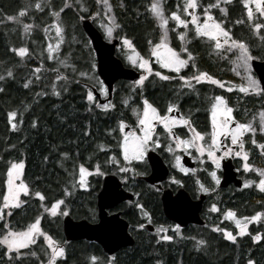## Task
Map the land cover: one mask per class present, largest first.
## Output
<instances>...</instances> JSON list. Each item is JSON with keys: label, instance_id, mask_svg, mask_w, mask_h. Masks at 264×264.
<instances>
[{"label": "trees", "instance_id": "trees-1", "mask_svg": "<svg viewBox=\"0 0 264 264\" xmlns=\"http://www.w3.org/2000/svg\"><path fill=\"white\" fill-rule=\"evenodd\" d=\"M80 1L90 7L89 12H94L93 0ZM150 1L111 0L112 12L119 25L118 32L127 37L142 56L149 53L148 42L154 44L159 37L158 26L147 10ZM40 2L43 11L31 6L36 0H0V75H5L7 70L13 73L12 77L5 76L0 80V202L5 191L7 168L12 162L20 161L24 165L22 180L29 186L30 192L39 191L45 197L41 202L32 195H21L24 203L19 208H13L10 216H5L9 226L17 231L23 230L40 216L42 230L65 249L64 256L57 258L55 264H93L91 257L97 258L94 264H247L249 259L254 264H264V215L258 222L248 224L246 232L236 236L235 242L225 239L222 232L213 230L216 227L236 235V226L225 216L228 210L233 211L237 218L250 217L256 212L264 214V192L254 186L220 190V195L208 197L207 205L216 204L218 210L204 213L203 225L182 228L181 235L171 236L172 239L168 241H160L154 234L135 228L139 219L137 203L164 218L158 194L144 186V190L138 188L134 201L117 207L121 217L129 223L133 246L108 256L96 243L65 241L62 215H49L41 203L50 207L55 200H63L61 208H66L72 219L95 222V201L101 178L90 176L85 190L79 189L75 180L80 165L89 170L96 165L105 167L109 154L116 156V147H111V151L105 147L101 150L100 146L109 143L112 129L118 135L120 118L129 113L132 103L127 107L122 103V98L133 94L134 104L144 97L160 108L172 104L173 100L170 99L172 93L167 91L168 97L160 101L159 82L151 77L143 87H137L134 91H129L127 81H119L111 95L114 107L110 109L103 110L90 104L82 86L83 81H88L73 72L62 73L53 60L47 59L45 52L41 55L38 52L45 46L42 32L53 20L50 11L64 7L65 0ZM69 3L71 7L64 8L60 16L64 28L63 51L69 53L68 62L74 64L78 71L86 70L95 75L93 52L79 19L80 16L88 17L89 13L80 11L73 0H69ZM25 8L27 12L19 17V23L6 20V16H15ZM226 10V29L251 45L253 24L248 21L241 0L228 3ZM23 24L32 25L28 33L24 32ZM170 30L172 32L171 25ZM176 31L181 30L176 28ZM176 31L173 32L176 34ZM22 46L29 50L23 58L12 51ZM187 48L197 55V66L205 68L211 76L222 75L235 80L229 64L223 69L215 60L206 59L205 45L199 39L194 38ZM36 68H40L38 73H34ZM58 75L61 79H57ZM36 76H39L38 80ZM25 82L28 83L27 88L24 87ZM54 88L59 95L54 94ZM227 95L230 102L233 93ZM249 104L252 105V102ZM13 110L18 113L14 119L17 124L15 129L7 117V113ZM259 140L264 144V135L259 134ZM262 164L259 162V166ZM65 189H68V195H65ZM3 223L0 221V235H3ZM257 233L261 239L253 242L252 236ZM198 241L204 243L198 245ZM4 251L0 247V264H47L50 255L42 237H38L36 244L29 248L20 249L24 255L18 259L9 261ZM30 252L36 255L32 256Z\"/></svg>", "mask_w": 264, "mask_h": 264}, {"label": "snow or ice", "instance_id": "snow-or-ice-1", "mask_svg": "<svg viewBox=\"0 0 264 264\" xmlns=\"http://www.w3.org/2000/svg\"><path fill=\"white\" fill-rule=\"evenodd\" d=\"M79 3V0H76ZM225 4L229 2V0H223ZM252 3L255 4L256 11L259 13L261 17H264V0H251ZM96 3L103 4L105 10V19L108 23H102L101 27L104 29L105 35L108 38H111L113 35L114 29L118 28L119 25L115 23L114 17L107 15L108 12L111 11V6L108 3V0H96ZM244 8L247 11L248 21L253 24V31L261 29L264 27L259 22L253 21V11L249 7V0H241ZM37 11H43V6L40 0H36L34 5H31ZM71 7L69 0H65L64 7L59 10H52L50 12L53 17L52 23L50 26H45V39H48L47 33L54 29L55 31V44L49 43L47 45L46 51L48 53L47 59L49 60H58V53L60 51V45L63 43V26L61 23V12H63L64 8ZM202 8L203 11L201 14H197V9ZM218 8L221 13L226 14V8L221 6V0H215L214 3L210 2L206 5H201L199 0H184L182 6V14L180 11V6H177V11H171L167 16L164 13V9L161 4V0H151L150 5L148 6V11L154 17L160 29V37L159 41L155 44L152 41H149L151 56L144 57L140 55V53L136 50L133 43L127 38L122 37L123 46L130 50V54L126 55L127 60L131 63L133 67H137L141 70V74L138 79L134 81V85L142 86L144 81L148 78L149 75H154L155 77H159L161 80H173L179 79L181 81V87H187L189 89L193 88V81L195 83L209 82L214 85H218L219 87H225L224 83L220 80H217L203 71H196L193 75H180L181 70L188 67L191 63V67L196 69V64L193 62V53L186 48L185 42L187 39V32L189 31V24L192 25V29L196 37L199 38H207L208 40L213 42V47L216 49H221L223 45H227V51H232L234 48L238 49L239 55L234 61L236 67H243L246 79V83L239 87V91L245 94H248L250 91L252 93H260L264 92V88L260 87V82L253 78L249 73L250 65L249 61L253 60V56L250 54L248 46L242 42L233 39L230 35V31L225 27H222L223 21H217L212 13L211 9ZM80 11H86L85 7L81 4ZM27 9H21L17 15H9L6 16L7 21H12L19 23V17H22L26 14ZM201 15L203 16V20L201 21ZM92 16H99V12L92 13ZM185 17H190L186 19ZM88 17L80 16L79 19L83 20ZM169 18L173 20L176 24V27H182L184 31L178 33V39L181 40L180 52L178 53L172 47L169 46L168 40V21ZM241 21H237L239 23ZM32 25L23 24V29L25 33H28ZM172 31H176L175 28ZM15 54L21 58L25 56V54L29 51L26 47H19L12 49ZM57 54V55H54ZM180 53H186V56H181ZM154 58V61H153ZM152 62L159 66L161 69L169 70L170 72H174L176 76H170L162 73L161 71L154 70L151 66ZM59 63L67 67L68 65L64 60H59ZM40 68L34 69V73H38ZM239 75V72L237 73ZM13 73L11 70H7L5 75H0V80L5 79V76L12 77ZM81 75H85L81 73ZM36 79H39V76H36ZM57 79H61L58 75ZM24 87H28V83L25 82ZM231 91L232 88L229 87L227 89ZM2 91V89H0ZM99 92L101 95H107V89L105 88L103 83L99 84ZM54 94L59 95V92L55 91ZM86 100L91 104L95 103L97 108H101L103 110H107L111 107H114L111 103L100 104L95 101V97L93 91L89 89L86 92ZM125 104L128 103L127 100L124 101ZM143 108L142 110L133 108V114L137 119V127L140 129L139 134L135 131L127 130L126 124L123 120L119 122V131L121 135V140L119 142L120 148V156L123 158L124 166L121 165V161L117 158V156H110L107 160L108 163L115 164L117 166L118 172L120 173H133V175H141V173L137 172L134 167H132V162H143L145 159L146 153L149 149L155 150V148L160 147L159 136L155 134V128L157 125H161L164 131L167 133L168 139L171 143L165 148V151L169 152L174 157V167L178 168L179 171L187 173L189 169L185 168L181 163V156L177 154L178 151H182L187 155L192 156V150L195 152L194 159H199L200 163H203L204 160L202 157H205L211 162L213 165L212 171L209 172L212 181L216 184H220V177L217 175V170L222 167V161L225 158L232 156L233 154L236 157H240L245 163H243V169L245 172L252 169V165L247 163L248 155L244 151V141L242 137L245 133L255 134L257 130L259 132L264 133V110L260 111L258 114L259 117V127L258 129L253 126L251 122L243 123V122H235L234 117L232 116L233 109L228 106L226 100L222 96H215L214 100L211 102L210 108V123H211V132L203 133L196 129L192 120L189 117L184 115H173L172 113L179 112L178 106L173 103L168 106L167 112L161 115L157 108L153 106L147 99L142 101ZM18 116V113L13 110L7 113L8 122L13 129L17 127V124L14 122V119ZM255 119V117H254ZM155 122V123H154ZM33 126H35V121L33 122ZM182 126L187 129V134L185 136L177 135L173 131V127ZM209 138L206 139L205 137ZM230 140L231 145L236 146L239 150L235 151L230 145L226 144L225 141ZM253 144H256V140H252ZM103 145L100 146L101 150H104ZM257 147L264 149V144H259ZM264 154V153H262ZM23 161L12 162L6 171V179L4 180L5 191L2 194V202H0V221H4L3 223V235H0V247L5 249L4 256L8 257L9 261L13 259H18L20 256L24 255L20 251V249L29 248L30 245H34L37 242L38 237H43L44 243L48 246L50 255L47 261V264H55L57 258H62L65 254V249L62 245L59 244L56 240H54L48 233L44 232L40 227L41 217L37 216L35 220L28 224V226L23 230H14L9 226V222L5 219L6 215H11V210L13 208H19L24 201L20 199V194L23 193L25 196L32 195L38 198L41 202L44 201V195L39 192H30L29 186L20 179L21 170L23 169ZM258 173L260 179L256 182V187L264 192V169H253ZM95 173L98 175H103L104 173L101 171L99 166H96ZM195 172V169L191 170ZM90 174V170L85 168L83 165L79 166L78 169V178H76L75 182L79 185L80 188H86V177ZM122 180L127 181L128 176H122ZM19 181V182H17ZM173 182L176 184H180L181 181L174 179ZM197 185H199V190L201 192H209L212 189L205 187L200 183L199 180L196 181ZM254 183V181L246 180L245 186H250ZM68 189H65V195H68ZM64 203L63 200L57 199L51 203L50 207L41 203V207L51 216L60 215H68V211L66 208H61V205ZM137 208L143 210V206L140 204H136ZM7 209V213L4 210ZM217 205L212 204L210 207L211 212H216ZM145 217L148 216L147 212H143ZM264 215L261 212H256L254 215L250 217H243L242 220L245 223H241V219H236L235 213L231 210H228L225 213V216L228 219L235 220L236 228L239 231L236 235H233L231 232L225 229L213 228L214 231L223 232L225 239L229 241L235 242L236 236H241L247 230V224L253 221H258L261 216ZM140 227H143L141 224ZM174 230L179 232V225L174 226ZM157 233H163L166 229L163 226L157 227ZM162 240L168 241L171 240L172 237L168 235L160 236ZM261 236L259 233L252 236L253 242L259 241ZM198 245L204 243L203 241H198ZM32 256H35V252L29 253ZM48 253H46L47 255ZM91 261H96V257H91ZM247 264H254L252 259L247 261Z\"/></svg>", "mask_w": 264, "mask_h": 264}, {"label": "flooded vegetation", "instance_id": "flooded-vegetation-1", "mask_svg": "<svg viewBox=\"0 0 264 264\" xmlns=\"http://www.w3.org/2000/svg\"><path fill=\"white\" fill-rule=\"evenodd\" d=\"M115 23H116V19H115ZM101 34L103 36L102 32H101ZM122 37H124V35L120 34L118 32V29H117L115 34H114V39L118 40V45L115 48V55L122 61L123 65L125 67H128V65L124 62L122 56L120 55V53L118 51V48L120 46ZM103 38H104V36H103ZM114 39H112V40H114ZM169 39H170V44L172 45V47L176 51L180 52V41H179L180 39H178V35L175 34L173 31L171 32V30H170ZM104 40H105V38H104ZM88 42H89V40H88ZM107 42H109V41H107ZM174 42H175L176 46L174 45ZM256 44H257V47H256L255 51L251 54L253 56V60L264 61V50H263V48L260 47V44H259L258 41L255 43V45ZM89 45H90V42H89ZM90 47H91V45H90ZM91 50L93 52L94 69H95L96 58H95V54H94V51H93L92 47H91ZM204 50H205L204 55L206 56V59H213L219 65H221L223 69H226V67L228 66L229 63H228L227 57L223 54V52H220L219 55H216L213 52H211L212 51L211 49H210L211 51L208 50L206 45H205V49ZM196 60H197V55L195 53H193V62L197 66ZM128 68H131V67H128ZM230 68H231V65H230ZM135 70L138 71L137 69H135ZM197 70L198 71H203V72H206L207 74H209L205 70V68L202 69V68L198 67ZM231 71H232V69H231ZM161 72L165 73L164 70H162V69H161ZM139 74H140V72H139ZM254 75H255V77L258 80L257 75L255 73H254ZM212 77L217 79V80H220L223 83H226V80H227L222 75H220L218 77H215V76H212ZM119 81H125V80H119ZM119 81L114 83L112 94L114 93V91L116 89V84ZM100 82H101V80H100ZM127 82H130V81H127ZM158 82H159L160 89H161V95L160 96L162 97V99L160 101H164L168 97L169 94H168L167 91L172 93L171 96L173 95V97H178V99H179V95L183 91H180L178 89V84H179L178 79H173V81H171V80H167V81L159 80ZM82 86H84V88H85V94H86V92L89 89H91L92 91H93V89H95L97 91V89L93 85H91L89 82L83 81L82 82ZM260 87H261V85H260ZM99 95H100L101 100H104L107 97V95H106V97L103 98L100 93H99ZM217 95L222 96L224 99H226V102L228 101V95H227L226 91H224L222 89H219V88H217L216 90L213 89V85L211 83H209V82L195 83L194 87L192 89H189L188 106L185 105L184 100L182 101L181 104H179L178 102L176 103L173 100V103H175L178 106L179 112H175V113H172V114L173 115H177V116L178 115H184L186 117H189L192 120V123L194 124V126L196 127V129L198 131L203 132V133H210L211 132V123H210V107L211 106L210 105H211V101H213L214 97L217 96ZM256 97L257 98L261 97L262 99H264V92H260V94H258ZM95 99H96V102L100 103L97 97H95ZM112 101H113V99H112V96H111L110 100L105 101V102L100 103V104L111 103L113 105ZM250 102H252V104H254L255 100L251 99ZM227 103H228L229 107H231L233 109L232 116L234 117V121L235 122L246 123L249 119H251L252 117L256 116L255 115L256 113H250V112H248V110L243 109L242 106L241 107H237L236 104H239L240 102L238 101V99H236V97H233L232 100L230 102L228 101ZM169 105L170 104H167L165 109H163V108L159 109L158 108L157 109L158 112L161 115L165 114V112H167V109H168ZM121 120H123L125 122V124H126V131L127 130H132V131H135L137 134H139L140 129L137 127L136 122L133 120V118L131 116V113H125V116L120 118V121ZM173 131L177 135H180L182 137L187 134V129H185L182 126L173 127ZM117 132H119L118 135H116L115 134V130L112 129L110 141L105 146L106 150H111L112 151L111 147L114 146V147H116V151L117 152L119 151V149H117V146L119 144V137H120V131H119L118 125H117ZM155 134L159 136V140H160V145L161 146L158 147V148H155V150L149 149V151L145 155V159H144L143 162H133L132 163V167H134L137 172L141 173V175H135L134 176L133 173H131V172H129L127 174L120 173V172H118L117 166L115 164H111V163H108V162L106 163L105 167L107 168V172L105 170L103 176H105L107 174H113V175L117 176L118 179L121 181L123 188L125 190H127V191H130L133 194V196H134L133 200L122 202L119 205L125 204V203L127 204L129 202L134 201L136 199L137 195H138V193H137L138 188H142L143 189L144 186L145 187L148 186L151 189H153L154 193L158 194V198H159L161 192L163 190H165V189H169L172 192H175L176 189L183 188L189 194V196L192 199H198L201 195L205 196V199L202 202V207H201V210H200V217L203 219L204 213L209 212V207H211L210 206L211 203H209L207 205L208 197L213 196V195L214 196L220 195L219 194L220 190H230V189L236 188V187L233 184H229L225 188H219L218 185H216L210 178V175H209L210 168H208L209 165L206 164V165L203 166V165L199 164L192 156L187 155L184 152L180 153L181 159H182L183 156L189 157L190 158V162L192 163V166L191 167H187V166L184 165L185 167H187L190 170L186 177H181L180 175H177L175 170H173V168H172V166H171V164L169 162V157L167 155V151H165V148L171 143V141L167 137V133L164 131V129H163V127L161 125H157L156 128H155ZM242 139H244V141H245L244 150H246L245 152L248 155V163L260 168L259 167L260 151H259V148L257 147V145H259V142H260L259 134L256 133L254 135V138H253V139L256 140V142H257L256 144L252 143V141L249 139L248 134L244 135L242 137ZM225 143L230 145L236 151L237 147L234 146V145H231L230 140L225 141ZM261 144H263V143H261ZM149 152L156 153L161 158V160L164 162L166 167L168 168V175H167L166 179L161 181V182H159L158 184L157 183L156 184H148V183H146L143 180V178L147 177L150 174V172H151L150 171V166H149L148 161H147V154ZM109 156H113V154L110 153ZM228 159L231 160V163L233 165V169L236 172V176L243 181L242 175L244 176V172H243V169H242L241 158L237 159V157L233 154L232 156H230L228 158H225L224 160H228ZM120 166H122V165H120ZM192 169H195V170L197 169V171L196 172H192L191 171ZM125 175L128 176V179H127V181H124V180L122 181L121 177L125 176ZM217 175L220 177V180H221V176H222L221 168L217 170ZM252 177H254V175H252ZM173 178L177 179V180H180L181 183L180 184L174 183L173 182ZM170 179H172V180H170ZM101 180H102V178H101ZM197 180H199L200 183L203 184L205 187H208V188H210L212 190L207 192V193L201 192L199 190V185H197V183H196ZM100 187H101V185H100ZM117 207H115V209H113V210H109V213L114 212V211H118ZM143 210L148 213V216L144 217V218L140 217V210L138 209L139 219L137 220V225L135 227L136 230H139V231L142 230L143 232L151 233L154 230L153 231H148V230L144 229L143 227H140V225L141 224L142 225L151 224L154 227V229H155L157 227V225H159V224H175L173 222L168 221L165 217H164L165 218V220H164V218L162 216L154 215L153 212L149 211L145 207H143ZM128 225H129V223H128ZM191 225H194V224H188L187 226L180 227V228L181 229L182 228H188Z\"/></svg>", "mask_w": 264, "mask_h": 264}, {"label": "water", "instance_id": "water-1", "mask_svg": "<svg viewBox=\"0 0 264 264\" xmlns=\"http://www.w3.org/2000/svg\"><path fill=\"white\" fill-rule=\"evenodd\" d=\"M80 25L95 54L96 75L107 89V97L104 100H101L99 93L93 89L94 95L100 103H103L110 100L115 82L119 80L132 82L138 79L140 74L133 68L125 67L115 55V48L118 45L117 39L111 42L104 40L101 32L89 19L81 20ZM251 68L257 75L261 87L264 88V61L252 60ZM147 161L151 172L143 180L148 184H158L165 180L168 175V168L161 158L156 153L149 152ZM182 163L187 167L192 166L190 158L187 156L182 157ZM221 172L219 188H225L229 184H233L236 188L242 187L243 181L236 176L230 159L222 161ZM133 199V194L123 188L117 176L105 175L96 194V221L74 220L69 215H65L61 221L65 241L84 240L96 243L108 256L123 248L133 246L134 238L129 232L128 222L121 217V212L109 213V210L115 209L120 203ZM204 199V195L198 199H192L183 188H178L175 192L165 189L159 196L163 216L179 227H185L188 224H204V220L200 217ZM143 228L148 231L154 230L151 224H144Z\"/></svg>", "mask_w": 264, "mask_h": 264}, {"label": "rangeland", "instance_id": "rangeland-1", "mask_svg": "<svg viewBox=\"0 0 264 264\" xmlns=\"http://www.w3.org/2000/svg\"><path fill=\"white\" fill-rule=\"evenodd\" d=\"M73 1H74L76 4H78L79 9H80V5H81V4L85 7L86 11H83V12L89 13L88 18H86V19H89V20L95 25V27L103 33V36H104L105 40H107V41L110 42L112 39H114V34H115L117 28L114 29L112 37H111V38H108V37L105 35L104 29L101 27V24H102V23H108V21L105 19V15H106V14H105V10H104V6H103V4H99V5H98V4L96 3V0H93V6H92V7H93V9H94V12H89V10H90V7H89V6H86V5H85L83 2H81L80 0H79V3H77L76 0H73ZM232 1H233V0H229L228 3H231ZM199 2H200L201 5H206V4L210 3V2L214 3L215 0H199ZM108 3H109V5L111 6V11L108 12L107 15H110V16L114 17V14H113V12H112V3H111V0H108ZM150 3H151V1H150ZM150 3H149V5H150ZM183 3H184V0H161V4H162V7H163V9H164V13H165L166 16H167L171 11H177V10H178V9H177V6H178V5L180 6V11H181V14H182V6H183ZM228 3H227V4H228ZM227 4H225V3L223 2V0H221V6H222V7H225V8H226V5H227ZM241 4H242V3H241ZM242 6H243V4H242ZM249 7H250V8L252 9V11H253V21H254V22H259V23L262 24V23L264 22V17H261V16L259 15V13L256 11L255 4L252 3L251 0H249ZM62 8H63V7H62ZM166 8H169V9H166ZM243 8H244V6H243ZM202 11H203L202 8H198V9H197V14H198V15L201 14ZM210 11H211L213 17H214L217 21H223L222 27H225V28H226V25H225V23H224V13H221V12L219 11L218 8H213V9H211ZM244 11H245V14H246V17H247V11H246L245 8H244ZM50 12H51V11H50ZM96 12H99V16H92V13H96ZM152 17H153V16H152ZM153 18H154V17H153ZM185 18L190 20V17H185ZM247 18H248V17H247ZM114 19H115V17H114ZM202 20H203V16L201 15V21H202ZM80 21H81V19H80ZM154 21H155V19H154ZM51 23H52V22H50V24L47 25V26H50ZM61 23H62V22H61ZM155 23H156V25L158 26V24H157L156 21H155ZM170 25H171V29H173V28H175V29L178 28V29H180L181 31H184V29H183L182 27H176L175 22L169 18L168 25H167V28H168V36H169V34H170ZM262 25H263V24H262ZM62 26H63V23H62ZM63 29H64V28H63ZM158 29H159V26H158ZM191 29H192V25L189 24V31L187 32V39H186V42H185V45H184V46H186V45H187L189 42H191L194 38H197V39H199L204 45L207 46L208 50L211 49L212 51H211V50H210V51L213 52L214 54L219 55L220 52H223V54H224V55L227 57V59H228V63L231 65L232 74H233V77H234L235 80L227 79V80H226V83H224L225 87H223V88H222V87H219L218 85H214V84H212V85H213V89L216 90L217 88H219V89H222V90L226 91L227 93H233V97H236V99H238V101L240 102L239 104H236L237 107H241V106H242L243 109L248 110V112H250V113H256V114H255V115H256V116H255V119H254V117H252V118L249 119L246 123L251 122V123L253 124V126L256 127V128L258 129V127H259V117H258V114H259L260 111L264 110V99H262L261 97H260V98H257V97H256V96H257L258 94H260V93H252V92L250 91L248 94H245V93H242V92L239 91V87H240L241 85H243V84L246 83V79H245V75H246V74L244 73V69H243V67H236V65L234 64V61H236V58H237V56L239 55V51H238V49H235V48H234L232 51H227V50H226L227 47H228L227 45H223L221 49H216V48H214V47L212 46V45H213V42H212V41L208 40L207 38H199V37H196L195 34H194V31L191 30ZM181 31H180V32H181ZM176 32H177V31H176ZM178 33H179V32H177L176 34L178 35ZM42 34H43V38H44V41H45V46H44V49H43V50H38V52H39L40 55L42 54V52H45V53L48 55V53H47V51H46V48H47V45H48L49 43L55 44V40H56L55 31H54V29H53L52 31H50V32L47 33V36H48V39H47V40L45 39V35H46L45 30L42 32ZM63 34H64V32H63ZM160 34H161V33H160V29H159V37H160ZM230 35H231V37H232L233 39H235V40H237V41H242V42H244V43L248 46V49H249L250 54H252V53L255 51V49H256V47H257V44L255 45V43H256L257 41L259 42L260 47L263 48V50H264V29H263V27H262L261 29H259V30H256L255 32L253 31V34L250 35V36L252 37V39H251V45H249V44L247 43L248 41L243 40L238 34H237V35H233V34L230 32ZM159 37H158V39H157L156 42L159 41ZM179 41H180V46H181V40H179ZM156 42H155V43H156ZM155 43H154V44H155ZM168 43H169V46L172 47V45L170 44V39L168 40ZM63 46H64V35H63V43L60 45V51H59V53H58V60H57V59H54V60H53V61L55 62L56 67L59 68V69L61 70L62 73H66L67 71H68V72L76 73V75H77L78 77L83 78V79L87 80L88 82H90V84L93 85V86L97 89L98 93H100V92H99V84H100L101 82H100V79L98 78V76L96 75V72H95L96 70L94 69L95 75H94V73H92V72H88V71H86V70H80V71H78V70L76 69V66H75L74 64L68 62V59H70V55H69V53H66V52L63 51ZM186 47H187V46H186ZM172 48H173V47H172ZM173 49H174V48H173ZM174 50H175V49H174ZM118 51H119L120 55L122 56L124 62L128 65V67H131V68H133V69H137V70L140 72V74H141V70H140L139 68H137V67H133V66L131 65V63L127 60L126 55H127V54H130V50L126 49V48L123 46L122 39H121V43H120V46H119V48H118ZM177 52L179 53V51H177ZM25 55H26V54H25ZM54 55H57V54L54 53ZM180 55H181V56H186V53H180ZM149 56H151L150 49H149V53H148V55H147V56H144V57L147 58V57H149ZM59 60H64L68 66L65 67L64 65L60 64V63H59ZM153 61H154V58H153ZM251 61H252V60H251ZM251 61H249L250 70H249V73H248V74H250L253 78H255V79L257 80V78L255 77L254 72H253V70H252V68H251ZM151 66L153 67L154 70L161 71V68H159V66L156 65L154 62H152ZM92 67L94 68V65H93ZM191 69H192V70H191ZM197 69H198L197 66H196V69H193V68L191 67V63H190L188 67H186V68H184V69L181 70L180 75H193V74H195L194 72H196ZM162 70H164V72H165L164 74H166V75L176 76V73H174V72H170L169 70H166V69H162ZM238 72H239V75L237 74ZM81 73H84L85 75H81ZM162 73H163V72H162ZM172 73H173V74H172ZM151 77L156 78L158 81L161 80L159 77H155L154 75H149L148 78L144 81L143 85H144V84L148 81V79H150ZM164 81H167V80H164ZM171 81H173V80H171ZM178 81H179V79H178ZM257 81H258V80H257ZM192 83H193V87H194L195 82L193 81ZM143 85H142V86H136V85H134V81H132V82H128L127 87H128V89H129V91H132V90L134 91L135 88H137V87H140V88H141V87H143ZM180 85H181V81H179L178 89H179L180 91H183V92L180 93V95H179V99H178V97H173V96H171L170 99L174 100L176 103L178 102L179 104H181L182 101L184 100L185 105L188 106V102H189V100H188V97H189V88H187V87H183V88H182ZM215 87H216V88H215ZM229 87L232 88L231 91H228V90H227ZM94 96H95V95H94ZM101 96H102L103 98L106 97V95H101ZM95 97H96V96H95ZM144 99H147V98L142 97V98L140 99V101H139L138 104H134V103H133V101H134V96H133V94H132V95H129L128 98H127V96H125V97L122 98V103H124L125 100L128 101L127 104L124 103L125 105H127V107L129 106L130 103H132V104L130 105V108H129V113H131V116H132L133 120L136 122V124H137V119H136V116L133 114L132 109H133V108H137V109L142 110V108H143V103H142V101H143ZM177 99H178V100H177ZM251 99H254V100H255V103L252 104V105L249 104ZM147 100H148V99H147ZM213 100H214V99H213ZM225 100H226V99H225ZM95 101H96V99H95ZM148 101H149V100H148ZM211 102H212V101H211ZM227 102H228V101H227ZM149 103H151L153 106H155L152 102L149 101ZM91 104H95V103H91ZM227 104H228V103H227ZM210 106H211V105H210ZM228 106H229V105H228ZM155 107H156L157 109H158V108L161 109V108L158 107V106H155ZM165 107H166V106H164V108H163V107H162V108L165 109ZM210 108H211V107H210ZM109 109H110V108H109ZM163 113H164V112H163ZM165 113H166V112H165ZM118 127H119V123H118ZM256 133L261 134V135H264V133L259 132V130H257ZM256 133H255V134H256ZM118 134H119V132H118ZM246 134H248L249 139L252 141L253 138H254V135H255V134H252V133H245L244 135H246ZM205 138L208 139L209 137L206 136ZM120 140H121V135H120V137H119V142H120ZM243 141H244V139H243ZM244 144H245V141H244ZM259 144H261V142H259ZM258 148H259V147H258ZM117 149H119V151H118L119 153L116 152V156H117V158L121 161V165L123 166V165H124V162H123V158H122V156H120V148H119V144H118V146H117ZM238 150H239V149L236 148V151H238ZM244 151H246V150H244ZM259 151H260V162L264 164V154H262V153H264V149L259 148ZM181 152H182V151H178L177 154L180 155ZM117 153H118V154H117ZM192 153H193L192 157L195 156V152H194V150H192ZM167 155H168V157H169V162H170V164H171L173 170H175L176 174H177V175H180L181 177H186L187 174H188V172H189L190 170H189L187 173H184V172L179 171L178 168L174 167V157H173V155L170 154L169 152H167ZM239 158H240V157H237V159H239ZM202 159L204 160L203 163H200V160H199V159H195V160H196L199 164H201V165H203V166L206 165V164H208V165H209L208 168H210V171H212V169H213V165L211 164V162L206 158V156H205V157H202ZM133 162H136V161H133ZM133 162H132V163H133ZM241 162H242V165H243V163H245V161H243L242 159H241ZM181 163H182V159H181ZM247 163H248V161H247ZM182 164H183V163H182ZM263 164L259 166L260 168H258V167H256V166L250 164V165H252V169H250V170L247 171V172L244 171L243 166H242V169H243V172H244V176L242 175V179H243V185H242V186H243V187H247V186H245V181H246V180H251V181H254V183H253L252 185H250V186H254L257 190H259V189L256 187V182L259 181L260 176H259L258 173H257L256 171H254L253 169H264V165H263ZM9 166H10V165H9ZM96 166H99V168L101 169V171H102L103 173H104L105 170L107 169L106 167H101L100 165H96ZM96 166L94 167V169L90 170V174L86 177L87 187H86V188H83V190H85V189L88 188V178H89L90 176H93V177H101V178L104 177V176H103L104 174H103V175H98V174L95 173L94 170H95ZM183 166H184V165H183ZM184 167H185V166H184ZM185 168H187V167H185ZM187 169H188V168H187ZM196 171H197V169L195 170V172H196ZM210 171H209V172H210ZM252 175L256 176L257 178L254 179V178L252 177ZM76 178H78V173H77V177H76ZM174 178H175V177H174ZM210 178H211V176H210ZM20 179L22 180V170H21ZM170 180H172V179H170ZM211 180H212V179H211ZM122 181H123V180H122ZM17 182H19V181H17ZM77 185H78V184H77ZM76 187H77V186H75V188H76ZM78 187H79V185H78ZM78 187H77V188H78ZM248 187H249V186H248ZM79 189H82V188L79 187ZM259 191H260V190H259ZM21 195H24V194L21 193V194H20V197H21ZM140 205H142V204H140ZM138 209L140 210V217H143V218H144L145 216L143 215V212H145V211H144V210H141L140 208H138ZM6 211H8V210L5 209L4 212H6ZM209 212L212 213V212L210 211V207H209ZM207 213H208V212H207ZM64 216H65V215H62V217H64ZM242 218H243V217H242ZM226 219L229 220V221H231V222L236 226V224H235V220H233V219H228L227 217H226ZM236 219H241V218H237V217H236ZM260 219H261V218H260ZM260 219H259V220H260ZM259 220H258V221H259ZM258 221H253V222H258ZM241 223H245V221L241 219ZM250 223H251V222H250ZM250 223H248V224H250ZM248 224H247V226H248ZM160 226H163V227L166 229V231L163 232V233L158 234L157 231H156V229H157V227H160ZM174 226H176V225H175V224H159V225H157V227L154 229V231L151 232V233L154 234V235L157 237L158 240H160V241H165V240H162V239L160 238V236H162V235H168V236H175V235L179 236V235H181V233H182V229L179 227V232L177 233V232L174 230ZM213 228H216V227H213ZM238 231H239V229H237V232H238ZM245 232H246V231H245ZM222 233H223V232H222ZM223 235H224V234H223ZM42 238H43V237H42ZM46 246H47V245H46ZM47 247H48V246H47Z\"/></svg>", "mask_w": 264, "mask_h": 264}]
</instances>
